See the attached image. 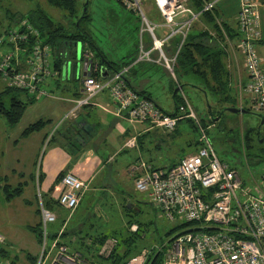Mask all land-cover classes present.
I'll use <instances>...</instances> for the list:
<instances>
[{
    "label": "built area",
    "instance_id": "2783aa9c",
    "mask_svg": "<svg viewBox=\"0 0 264 264\" xmlns=\"http://www.w3.org/2000/svg\"><path fill=\"white\" fill-rule=\"evenodd\" d=\"M117 1L135 13L141 21L139 51L135 64L148 62L161 65L172 77L175 75L174 65L179 50L173 59L167 58L163 49L164 42H170L176 37L184 41L201 14L212 10L216 4L205 3L202 11L197 12L190 6L191 0ZM260 6L259 0H240L238 14L237 47L244 57L247 74L246 81L239 88V107H243L246 95L250 109L256 112H264V67L257 52L262 39ZM23 26L27 32L21 31ZM157 30H164V34H157ZM29 33L36 32L24 22L9 33L8 42H24ZM145 34L151 40L150 47L145 45ZM33 49L29 59V73L10 69L8 60L11 55L0 65V72L9 87L25 90L33 97L42 98L49 95L46 84L51 76H54L49 63L52 51L49 46L40 43ZM156 54L157 58L154 57ZM83 58L89 66L86 77L82 80L85 97L75 101V107L67 117L74 116L79 109L90 106L92 98L98 93L108 91L116 105L114 114L119 119L132 124H148L151 128L172 134L181 120L191 118L199 127L200 142L203 144L198 153L187 156L175 166L153 168L141 160L131 169V174L137 175L136 190L147 193L150 202L169 221L174 222L182 218V223L194 226L172 237L163 245L142 249L125 264H147L152 252L156 250L164 253L162 264H264V174L258 180L253 178V183H246L236 168L222 161L207 133V129L214 125L203 128L186 97V104L181 107V113L171 116L155 101L139 95L128 85L126 76L130 67L109 73L94 61V53L89 48L84 51ZM94 73H99L100 77ZM125 146L135 148L136 138L128 140ZM60 183L62 192L55 190L52 197L62 208L70 211L71 216L80 205L87 184L71 172L67 173ZM42 194L39 192L38 197L41 205L43 244L36 264H46L50 257L49 245L46 243L50 239L49 228L57 221L56 213L43 206ZM66 225L67 220L56 232L57 238L53 241L51 250L56 251L57 255L51 264H59L61 258L67 264H97L86 259L82 261L83 258L78 254H69V249L61 237ZM130 230L136 232L138 226L133 225ZM112 241L115 245L116 240ZM5 242V238L0 234V244ZM105 249L106 245L103 252ZM0 264L11 263L0 260Z\"/></svg>",
    "mask_w": 264,
    "mask_h": 264
},
{
    "label": "rangeland",
    "instance_id": "374dc122",
    "mask_svg": "<svg viewBox=\"0 0 264 264\" xmlns=\"http://www.w3.org/2000/svg\"><path fill=\"white\" fill-rule=\"evenodd\" d=\"M83 2L84 5L87 2L89 4L88 12L91 21L83 22L82 26L90 33L94 42L103 50L109 60L117 62L121 61L124 56L134 54L141 30L139 17L124 8L117 0H81L82 7ZM37 8L43 9L54 20L66 27L74 22L66 12L54 8L46 0H0V35H5L10 28L9 26L13 22L12 15H27ZM156 33L163 35L164 30H157ZM148 37L147 34L144 35L146 45ZM167 44L168 41L163 44L165 56ZM84 50L83 42H79L76 54L78 52L81 57ZM155 57L157 58V54ZM70 63L66 62L63 67L62 82H66L67 79L68 81L72 80L70 78L72 76ZM22 66L21 71L28 73L29 67L26 64H22ZM153 70V75L150 78L148 74L142 75L137 78V81H134V84L140 85L141 80L144 81V88L152 94L157 104L165 111L172 112L174 110L170 91L172 75L170 76L165 72L166 70L164 71L158 66L154 67ZM185 80L191 85L184 86L183 94L198 120H209L210 106L215 113L223 110L221 103L215 102L211 96L206 97L200 89L193 87L194 85L199 88L203 87L198 79L191 77L185 78ZM5 87L0 80V92ZM14 96L25 103L30 102L29 95L24 92H15ZM53 96L54 94L50 93L29 104L22 120L17 125L9 126L4 118H0V162L2 161L0 175L8 178L6 183L3 179L0 180V234L6 240L5 244H0V247L5 248L12 257H21L25 251L40 255L42 251L34 233L29 228L35 226L39 221L36 214L38 209L36 195L39 192L43 193L40 190V184L32 180V175L35 177L39 172L45 151L52 147L48 145L49 138L57 131L56 128L59 125V112H54L56 110L54 104L56 100H53ZM10 98L11 96L5 99L7 106L10 105ZM246 111L248 112L244 114H233L227 111L223 118L216 113L215 116L211 117L214 119L215 124L209 130V137L220 159L236 168L246 183H253V178L258 180L264 174V162L261 164L249 162L246 158L247 150L243 146L242 140L247 129L258 128L259 125H262L261 117H264V112H256L250 108ZM41 119H52L53 122L48 123L40 132L31 134L28 137L21 136L28 126ZM122 124L123 127H130L126 122ZM65 125L62 126V129ZM45 132L49 135L46 141H44ZM165 134L159 135L163 144L157 154L159 157H164L160 162L166 165H169L172 160L183 158L189 152L194 151V144L199 139L198 131L193 128L192 122L188 120L181 121L179 132L174 136ZM261 135L263 142H260V144L264 148V126ZM18 139L20 142L16 144ZM113 143H111L112 148L104 145L99 146L100 151L98 154L101 158L105 160L112 156V160L107 164L108 168L102 170L99 177V179L103 177L106 180L103 184L106 190L103 194H99L100 196L97 199L91 195L86 196L79 211L76 212L75 218L77 216L81 222L85 221L86 224H93L96 228L93 231L95 233L111 234L112 231L124 230L128 219L125 214V216L123 215L124 207L132 208L134 205L133 215L136 221L147 231L141 245L146 246L145 248L150 245L154 246L164 239L168 232L182 224L183 219L179 218L174 222L169 221L150 202L147 193L136 190L135 179L131 174V170L128 169V165L137 158V151L127 147V149L121 150V143L118 138ZM252 153L255 154L256 152L252 151ZM262 156L264 158V155ZM21 182H27L23 195L11 201L6 200L2 191L3 186L9 184L16 187ZM56 190L58 193L62 192L61 183L57 185ZM126 199L129 200L128 203H126ZM26 201L31 202V204L28 205ZM58 227L60 228L61 225H58ZM49 231H52V227ZM183 231L174 233L172 237ZM46 244L49 245V241ZM113 247V241L109 240L105 251L103 252V249L101 251L102 255L108 256Z\"/></svg>",
    "mask_w": 264,
    "mask_h": 264
},
{
    "label": "trees",
    "instance_id": "16d2710c",
    "mask_svg": "<svg viewBox=\"0 0 264 264\" xmlns=\"http://www.w3.org/2000/svg\"><path fill=\"white\" fill-rule=\"evenodd\" d=\"M206 1L208 0H191L192 2L191 5L195 11L200 12L202 11ZM46 2H48L54 8L66 12L68 14V17L74 20V22L70 26L66 27L62 23L54 20L51 16H49V14H47L41 8H37L31 11L27 15H22V14H17L16 16L12 15L11 18L13 19V22L9 26L10 28L8 29V31H6L5 35H0V41L2 40V42L0 43V65L4 63V60H6L9 55H11L10 59L8 60V65L10 66V69L14 68L17 72L18 71L22 72L21 71V68L23 67L22 64H26L29 67V71H30L31 65L29 64L30 61L29 59H31L32 57V53L34 50L33 48L37 43H40L42 45H47L51 48L52 51L49 63L54 76H51V78L58 77L55 79L56 83L58 84L61 79L63 67L65 66L66 62L73 63L75 61L76 47L74 45L76 43L83 42L85 50L89 48L90 50L93 51L94 61L98 63L101 69H104L109 73H111V72L119 71L124 67H130L129 73L126 76L128 85L139 95L151 99L149 94L146 95V93L139 91L136 87H134L132 81L130 80V75L135 71H137L136 73H138L141 67V63L135 64L139 51L140 37H139V42H137V50L134 52V54L122 58L121 61L112 62L105 55L103 50L99 46H97L90 33L87 32L82 26L83 22L91 21V17L88 12L89 4H86L87 11L84 12L85 3L83 2V7H82L81 0H46ZM216 4L212 10L203 12L201 14V18H204L207 24L213 27L215 33L218 34L220 37L224 36L223 32L225 31L227 34H229L230 38H235L239 36V32L233 33L234 30L231 29L228 23H226L223 20L222 15H220V11ZM151 14L152 16H154L153 12ZM24 22L30 25L32 29L35 30L36 33L35 34L29 33L27 40L24 42L23 41L18 42V44L9 43L8 42L9 33H11L14 28L20 26ZM21 31L27 32L26 27L25 26L21 27ZM209 34L210 31H205L192 37L191 33L189 32L184 41H182L180 37L174 38L172 40V43L170 41L171 43L170 45H172L174 51L179 50L174 65V73L176 78L175 79L172 78V82L170 84L171 85L170 91L173 94L174 102L178 110L180 107L185 105L186 102L184 100L183 94L178 93L174 95V91L178 86L191 85L189 82L185 80V78H190L193 76L196 77L202 83L203 92L205 93L210 92L213 95H217V94L224 95V98L222 100H219L223 105L222 108L223 110L225 109V105L227 104L230 105V107H234V108L236 106L230 95H228L231 90V87L229 85L230 75L225 65L226 52L224 51V49H218V50L212 49L210 45L205 42L206 40L209 39L210 37ZM180 45L182 46L180 47ZM2 74L3 73L0 72V76L4 80ZM94 75L100 77L99 73H94ZM136 76L137 74H135V77ZM73 79L76 80V77L74 76L72 80ZM197 88L202 89L199 87ZM46 89L49 91V94L52 93L49 88ZM15 92H24L25 94L29 95L30 102L25 103L24 101L18 99L16 96H14ZM10 96H11L9 100L10 105L7 106L5 99ZM36 99H40V98L36 96L35 97L31 96L25 90L12 88L6 85V87L0 92V118H4L9 126L17 125L22 120L23 115L26 109L28 108V105L34 103ZM223 110L220 112H216L218 116L221 115V118H223L225 114ZM246 110H249V108ZM165 113L171 116L178 115L177 112L170 114L165 111ZM216 113L212 108L211 114L215 116ZM183 120H188L192 122L193 128L199 133V139L194 144L196 150L194 154H196L198 153L199 149L203 146V144L200 142L199 127L195 123V121L191 118H185ZM261 121H262V117H261ZM52 122H53L52 120L41 119L28 126L24 130L21 136L28 137L31 134L40 132L47 126L48 123H52ZM200 122L203 128H208L209 126L215 124L213 118H209L208 121L202 119L200 120ZM60 130L57 129V131L50 137L48 141V145L58 146L59 143H61L62 141L63 146L67 148L66 151L70 155L72 162L75 163L82 154L83 148L81 147V143L85 142L86 138L85 137L80 138L78 136H75V133L70 129L67 131L65 130L60 131ZM209 130L210 129H207L208 135L210 132ZM48 137L49 135H46L44 141H46ZM261 138L262 135L257 132V128L247 129L246 133L243 136V140H242L243 146L247 150L246 158L249 162L253 164H261L264 162V158L262 156L264 155V148H262L263 145L260 144L261 142L260 140H262ZM76 139L81 141L79 147L77 146L78 144ZM19 142L20 140L16 141L17 144ZM72 147L76 148V151H74ZM252 151H255L256 153L253 154ZM111 158L112 157H109L108 159L105 160L102 158V161L104 163H108ZM65 175L66 173L64 171L58 175L55 181V186L61 182V180ZM2 179L3 181H5V183L8 181V178L6 176L2 177L0 175V180ZM32 180L35 183L38 182L39 184H41L43 180V174L39 172L38 176L37 174L35 175V177L32 175ZM25 186H27V182H21L16 187H13L12 185L9 184H5V186H3L2 188V191L5 194V199L11 201L17 197L22 196L25 190ZM53 191H54V187L51 188L48 193H43L41 195V198H42V204L46 209L56 212L57 210H61L62 207L59 205L58 201L54 200V198L52 197ZM36 200L38 203V209L36 211V214L38 215L40 220L35 226L30 227V229L37 238L40 246H42L43 230H42V222H41V205L38 194L36 195ZM26 203L28 205L31 204V202L29 201H26ZM133 213H134V205L132 208H129L127 206L124 207L123 215L125 214L128 217V219L126 222L127 226L124 228L123 231H112L111 234L97 233L94 234L93 236L88 234L87 231H85V224L83 227L84 228L83 231V228L81 230L72 228L70 222L67 223L66 228L64 229V232L61 237L63 239H66V237L68 236L80 235L81 238L79 239L81 240H89L90 238H94L92 247L91 246H87V247L89 249L93 248L92 250H95L93 258L97 264H125L129 258L138 254L139 252H141L142 249L146 247V246H142L141 243L145 238V233L147 231L142 227L141 224H139L136 221ZM65 223L66 221L62 224V226H64ZM133 225L138 226V230L136 232H132L130 230L131 226ZM193 226L194 224H189V223L179 224L177 227H175L170 232H168L165 235V238L162 239L156 245H163L164 243L171 240L174 233H177L178 231L188 230ZM49 238L51 239V241H54L57 238V233H51L49 235ZM109 240H116V244L114 245L113 249L108 254V256L102 255L101 251ZM152 246L153 245H150L148 247L150 248ZM92 250L88 251V253L90 254ZM0 254L5 258L10 256L8 251L5 249H3L0 252ZM29 257L31 261L30 263L36 264L37 257L36 256H29ZM163 259H164V253L156 250L152 252L147 264H162ZM11 264H15V261H11Z\"/></svg>",
    "mask_w": 264,
    "mask_h": 264
},
{
    "label": "crops",
    "instance_id": "0c3cea01",
    "mask_svg": "<svg viewBox=\"0 0 264 264\" xmlns=\"http://www.w3.org/2000/svg\"><path fill=\"white\" fill-rule=\"evenodd\" d=\"M259 1L261 3V6L259 7V11H260V19H261L262 39L258 44L257 52L262 59L263 67H264V0H259ZM208 2H217L216 5L220 11V15H222L223 20L226 23H228L231 29L234 30L233 33L239 32L237 16L240 10V0H208L206 1V3ZM191 4L192 2L190 1V6L192 7ZM149 10L152 11L153 9L149 8ZM205 31H210V34H209L210 37L205 42L208 43L212 49H217V50L224 49V51L226 52L225 65L230 75L229 85L231 87V90L228 95H230L233 102L236 104L235 108H240L239 107V88H240V85L246 81L247 74L244 68V57L237 47L239 36L235 38H230L229 34H227L225 31L223 32L224 36L220 37L218 34L215 33V31L213 30V27L207 24L204 18H201L194 23L190 33H191V36L193 37ZM148 40H147L148 42L147 45L145 44L146 47L147 46L150 47V44H151V40L149 37H148ZM169 43L170 42H168L167 44L166 56L169 59H173L177 50L174 51V48L172 47V45L169 46ZM123 58H125V56ZM157 66L161 67V69H163L164 71L166 70L161 65L144 62V63H141V67L138 73H136L137 71H135L130 75V80L132 81L134 87H136L139 91L146 93V95L149 94L153 101L155 100L152 97V94H150L147 91V89L144 88L145 87L144 81L141 80L140 85H135L134 81H137L138 77H141L142 75L144 76L147 74L150 78L151 75H153L154 67H157ZM88 69H89V66L82 62L79 68V71L75 75L72 74V76L70 77L72 79L75 76L76 80L73 79L71 81H68L67 79L66 82H62V77H61L59 83L57 84L55 79L58 77H54V78L52 77L48 80L46 84L47 88H49L52 94H54L53 100H56V103H54L56 110L54 112L56 113L57 111L59 112L58 113L59 118L56 117L58 118L59 125H57L56 129H60V128L62 129V126L66 124L62 130L67 131L70 129L75 133V136H78L80 138L82 137L86 138V141L83 143H81V141L76 139L77 144H78L77 146L79 147V144L81 143V147L83 149H82L81 156L78 158V160L75 163L72 162L70 155L66 151L67 148L63 146L62 141L61 143H59L58 146H52L49 149H47L42 158L39 172L43 174V180H42V183L40 184L41 186L40 190L43 193H48L49 190L53 187H54V191L56 190L57 185L55 186V181L58 175L63 171L66 174L70 172L76 174L77 176L82 178L87 184V190L85 191L81 199L80 205L78 206L76 211L73 212L71 216H69L70 214L68 215V213H71V212H69L68 210L64 208H62L61 210H57L55 212L57 215V221L54 224H52V226H50L52 227V231H50L51 233H56L60 229L58 225L62 226V224L67 220V223L71 222L70 224L72 228L81 230L85 224V231H87L88 234L93 235V236L94 234H97L93 232L94 229H96L93 224H86L85 221L81 222L77 216L75 218V215H77L76 212L79 211L80 206L82 205V202L86 196L91 195L97 199L100 196L99 194H103L104 191L106 190V187L103 186L106 180L103 177L99 179V177L101 176L102 170H106L108 168L107 164L112 160V158L110 159L108 163H104L102 161V158L98 154L100 151L99 146L104 145L105 147H111V143H113L116 140V138H118L119 142L121 143V150H125L127 149L125 144L128 140H131L133 138H136L137 140L138 138L137 146L133 148L137 151V158L135 159L134 162L132 161L128 165V169L130 170L133 169L134 166L141 160L146 161L153 168H169V167H172L178 164L184 158L183 157V158L174 159L170 162L169 165H166L160 162V160L162 161L164 157H161V156L159 157L157 154V152L160 151L161 149V145L163 144V141L160 140L159 135L165 134L164 131L158 128H151L150 125L148 124H140V123L132 124L128 122L127 120L119 119L118 117H116L114 114V111L116 110V105L113 103L108 91H103L101 93H98L96 96L92 98V101H91L92 103L90 106L83 107L79 109L74 116L67 117L71 109L75 107V101L77 99H82L85 97V93L82 91V88H83L82 80L86 77L85 74ZM165 72L171 76V74L167 70ZM135 74H137L136 77H135ZM172 78L175 79L176 78L175 75ZM192 78L197 79L194 76ZM0 80L3 82L4 86L7 85L6 82L1 78V76H0ZM72 81L74 82L70 84ZM171 82L172 80H170V84ZM193 87L197 88L196 85H194ZM200 90L202 91L203 88ZM183 91L184 90L180 91L179 93L183 94ZM203 93L206 95V97L211 96L214 99V101L219 104L221 103L219 100H222L224 98V95L222 94L213 95L210 92L209 93L203 92ZM183 96L185 97L184 94ZM172 100H173L174 110L172 112H168V111L166 112L170 114L175 113V112L181 113L182 111L181 107L179 108V110L177 109L176 104L174 102L173 94H172ZM225 107L229 108L230 105L227 104L225 105ZM245 108L246 109L250 108L249 98L246 95L244 96L243 107L240 109L245 110ZM161 109L163 108L161 107ZM211 109L212 107L210 106L209 118L214 116L213 114H211ZM163 111L165 112L164 109ZM81 117L82 119H84L85 124H82V122H80V124L78 125L77 119ZM123 122H126L127 124H129L130 127H123V124H122ZM180 123L181 121L178 123L177 129L173 134L166 133L165 135L174 136L175 134H177L179 132ZM85 125L91 126V128L89 129V132L85 131ZM160 131L162 133H159ZM46 135H48L47 132L44 133V136ZM73 137H74V134H73ZM72 149L76 151V148L72 147ZM195 151L196 150L189 152L187 156L193 155ZM108 152L112 153L110 151ZM109 157H112V156H109ZM155 157H158V158H155ZM1 164H2V161L0 162V168H1ZM130 165L132 166L129 168ZM136 176L137 175L134 174L133 176L134 179L136 178ZM128 201L129 200L126 199V203H128ZM94 210L96 211V208ZM83 231H84V228H83ZM79 238H81L80 235H77V236L72 235V236L66 237V239L62 238V242L68 247L70 255L78 254L81 256V259L83 258L82 261H84L85 259L86 260L89 259L88 261L90 263L91 262L96 263L93 258L95 250H92L93 248L89 249L87 247V246L92 247L94 238H90L89 240H81ZM36 241L38 243L37 238H36ZM52 243L53 241L49 239L48 251H50V257L47 260L46 264H51L52 259L57 255L56 251L51 250ZM38 245L41 248L39 243ZM3 249L5 248L0 247V252ZM91 250L93 254L92 252L90 254L88 253V251H91ZM29 256L38 257L39 254H33V253L25 251L21 257L9 256L7 258L3 257L0 254V260L8 261L10 263L11 261H15V264H31ZM59 264H67V262L61 258V261L59 262Z\"/></svg>",
    "mask_w": 264,
    "mask_h": 264
},
{
    "label": "water",
    "instance_id": "95a60500",
    "mask_svg": "<svg viewBox=\"0 0 264 264\" xmlns=\"http://www.w3.org/2000/svg\"><path fill=\"white\" fill-rule=\"evenodd\" d=\"M86 4H88V2L86 3ZM87 11V7H86V5H84V12H86ZM76 48L78 47V43H76L75 45H74ZM85 63V59H83V55L80 57L79 55H78V52H77V54H76V57H75V61L72 63H70L71 64V66H72V74H76L78 71H79V68H80V66H81V63ZM68 66H69V64H68ZM104 75H106L105 73H104ZM183 88H184V86H179V87H177L176 89H175V91H174V95H176V94H178L180 91H182L183 90ZM230 112V113H233V114H244V113H247L248 111H246V110H244V109H240V108H234V107H229V108H226L225 110H224V112ZM80 122H82V124H85V121H84V119H82V117L81 118H78L77 119V124L79 125L80 124ZM261 124H264V117H262V122H261ZM91 128V126H89V125H85V131H87V132H89V129ZM263 142V140H261V143Z\"/></svg>",
    "mask_w": 264,
    "mask_h": 264
},
{
    "label": "flooded vegetation",
    "instance_id": "af4514ba",
    "mask_svg": "<svg viewBox=\"0 0 264 264\" xmlns=\"http://www.w3.org/2000/svg\"><path fill=\"white\" fill-rule=\"evenodd\" d=\"M262 117H263V116H262ZM263 126H264V124L258 126V128H257V132H258L259 134H262V127H263Z\"/></svg>",
    "mask_w": 264,
    "mask_h": 264
},
{
    "label": "bare ground",
    "instance_id": "6f19581e",
    "mask_svg": "<svg viewBox=\"0 0 264 264\" xmlns=\"http://www.w3.org/2000/svg\"><path fill=\"white\" fill-rule=\"evenodd\" d=\"M84 52V51H83Z\"/></svg>",
    "mask_w": 264,
    "mask_h": 264
},
{
    "label": "clouds",
    "instance_id": "9594fccd",
    "mask_svg": "<svg viewBox=\"0 0 264 264\" xmlns=\"http://www.w3.org/2000/svg\"><path fill=\"white\" fill-rule=\"evenodd\" d=\"M38 176V175H37Z\"/></svg>",
    "mask_w": 264,
    "mask_h": 264
}]
</instances>
